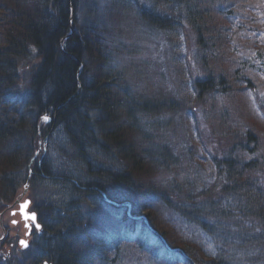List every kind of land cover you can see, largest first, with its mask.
Listing matches in <instances>:
<instances>
[{"label":"trees","instance_id":"obj_1","mask_svg":"<svg viewBox=\"0 0 264 264\" xmlns=\"http://www.w3.org/2000/svg\"><path fill=\"white\" fill-rule=\"evenodd\" d=\"M215 1L153 0L154 4L162 6L163 16L151 12L161 20L156 26L171 31L176 28L174 23L180 26L181 20L189 23L197 46L196 65L203 64L216 77L209 81L196 78L192 83L198 95L196 92L191 98L186 91L176 97L165 94L162 87V97L150 94L149 97H132L124 91L117 74L110 68L108 57H104L103 47L108 41L102 32L91 24L85 28L78 24L80 0H10L15 9H9L0 0L4 32L0 43V111L2 105H6L5 94L15 86L18 60L33 55L39 59L31 87L19 101L20 110L16 114L19 117L10 119L5 115V119H0V171L3 169V175L8 170L13 173L0 182V200L8 208L26 183L35 188L54 180L63 184L73 197L69 209L79 204L82 210L77 211L74 222L71 219L66 225L59 220L61 211L50 200L34 205L43 230L41 236L34 235L32 246L41 254L31 264H41L43 260L50 264H96L93 254L103 255L112 242L121 253L122 246L128 243L127 238L120 236L119 231L118 236L112 237V230L109 231L106 223L101 224L110 219L108 225L113 221L126 230L138 223L126 214L121 217V209L104 202V195L119 205L137 201L134 214L146 213L150 224L173 246L182 248L195 264H264V137L259 135L261 129L246 123L263 118L252 111L255 116L249 113L251 119L243 121L237 111L234 113L231 103L226 102L229 98L235 105L240 91L252 92L264 112V39L259 42L256 36L261 20L254 12L253 1ZM217 3L220 10L215 8ZM70 8L75 9L72 25ZM247 11L254 15H248ZM7 19L13 28L7 24ZM73 30L80 32L68 38ZM234 31L245 32L239 35L245 42H235L232 37H238L239 33ZM248 40H255L257 44L252 43L251 47ZM84 65L89 68L82 69ZM203 84L206 90H216L207 91L213 92L211 95L219 92L222 96L221 102L213 101L212 109L200 103L191 106L192 100L202 98L199 92L202 93ZM228 105L233 108L231 120L239 118L245 122L246 131L235 138L237 142L232 144L228 155L216 160L219 174L211 185L203 180L198 168L194 176L184 171L187 159L198 150L191 156L186 155L173 142L157 141L153 133L141 132L137 122L138 114L146 113L156 122L166 120L168 129L175 126L171 117L180 111L189 124L190 115H196L198 107L214 114L218 108L222 116L230 115ZM46 117L51 119L50 123L44 122ZM57 132H62L65 142L55 150L66 153L63 154L66 157L71 150L77 171L72 168L66 172L69 175L59 173L51 150L43 159L44 171L39 164L30 169L34 150L40 152L43 148L32 146L33 137L39 134L41 142ZM212 134L216 140L218 135L213 131ZM237 134L238 131H231L234 137ZM28 172L32 173L31 177ZM151 201L156 203L151 204ZM97 206L100 213L92 215ZM160 208L169 214L166 221ZM66 213L69 217L67 208ZM171 217L198 227L212 241V248L207 250L196 243L191 245L174 238L166 224ZM77 236L80 237L76 239ZM136 244L142 247L138 241ZM5 261L10 264L9 260Z\"/></svg>","mask_w":264,"mask_h":264},{"label":"rangeland","instance_id":"obj_2","mask_svg":"<svg viewBox=\"0 0 264 264\" xmlns=\"http://www.w3.org/2000/svg\"><path fill=\"white\" fill-rule=\"evenodd\" d=\"M1 1H3L9 9H15V5L12 4L10 0ZM212 1L213 3L216 2L215 0ZM80 2L81 12L78 13L77 17L78 24L82 26L81 28H85L84 26L91 24L96 31L102 32V35H104V38L108 41V45L105 46L106 50L105 47H103V51L106 53L104 54V57H108L112 72L117 74V80L121 82L122 88L124 91L126 90L132 94V97H147L148 94L162 97L164 93L160 89L162 87L163 90L166 91L165 94H172L173 97H176L178 93L184 94L186 91L189 92V95L193 98L197 91L195 87H193L194 83L192 82L196 78L199 80L206 78L207 81L211 78L213 80L216 79V77H213V73L205 68L203 64L196 65L195 55L197 46L195 38L189 30V23L187 24L183 20H181L182 26L174 23L176 28L171 29V31L156 26L161 23V20L156 15L151 14V12L163 16L162 6L158 3L154 4L153 0H80ZM220 2H222V0H220ZM260 2L261 8L264 9V0H260ZM140 5L144 6L146 9L142 10ZM215 8L217 10L221 9L218 3ZM71 11L70 25L73 24L72 22L75 18V9ZM247 14L250 16L254 15L252 11H247ZM225 20L229 24V21L227 19ZM10 23V19H7V24L12 27ZM7 24L4 20L5 27H7ZM155 27H157L158 30L155 29ZM1 28L2 23L0 22V30ZM250 30L252 31V29ZM76 31L78 33L80 32L79 30H73L68 38H71ZM238 31L233 32L239 33L237 34L238 37L233 35L232 38L238 43L245 42L243 40L246 39L239 36L244 35L245 32L241 33ZM2 34H4V32L1 30L0 43L3 41ZM225 35L227 38L230 33ZM260 40L261 39H259V42ZM248 41L251 47H253L252 43L257 44L255 40H252L253 42H250V40ZM227 43L229 44V42ZM248 52H250V50H248ZM38 63L39 59L36 55L18 60L15 70V86L8 89V95L5 94L3 102L6 105H2L1 107L0 119H5V115H8L9 118L12 119L17 113H19L21 104L19 101L21 100V97L28 93L29 88L31 87L33 72ZM86 67L89 68V66L84 65L82 69ZM179 77L181 79L180 81L178 80ZM206 88L207 86L204 85L203 89H200L202 93L199 92V94L202 98H200L199 101L192 100L191 106L200 103L203 106L207 105L208 108L212 109L211 106L213 101H222V96L219 92L211 95L213 92L208 93L207 91L216 92V90H206ZM208 88L214 89L211 86ZM249 95L252 98L253 94L245 93L244 90L240 91L239 96H237L239 101L235 105L229 98L226 99V102L228 104L231 103V106L235 109L234 113L237 111V114L241 116L243 121L251 119V114L255 116L248 103ZM215 99H217V101ZM224 107L230 108V115L220 116L218 108L215 109L216 112L214 114V111L212 113L210 111H204L202 107H198L195 112L196 115H192L193 113L190 115L191 122L189 124L188 122L187 124L185 123L186 116L184 115V112L180 111L178 114L171 117L175 126H169L168 129L165 128L169 124L166 120L162 123L156 122L146 113L138 114L139 118L137 122L141 125V132H148V135L153 133L156 140L158 139L157 141L166 140L167 143L173 142L179 150H184L186 155L191 156L192 153L198 150V152L190 157V160L187 159L188 162L186 163L184 171L194 176L196 169L198 168L197 170L201 171L203 180L211 185L212 183H215L219 174L217 172L219 170L217 169L218 164L216 163V160L218 161L224 154L228 155L232 144L237 142V139L235 140V138L240 135L241 131H246L245 122L242 123L239 118H235L233 121L231 120L233 108L229 105L228 107ZM238 109H240V111ZM261 112L262 115H264V112ZM259 120L257 122L249 120L246 121V123L249 124V127L252 125L261 129L259 135L260 137H264V118L260 121ZM232 130L238 131V134L235 137L234 135H231ZM212 131L214 134L218 135V137L214 136L216 137V140L212 138ZM53 136H51L49 140L47 137L40 142L38 134L36 137H33L32 146L33 144H36V146L39 145L42 148L45 143L53 140ZM232 139L235 141L231 142ZM53 141L55 146L52 145L51 152L53 161L56 163L57 171L59 173H66L70 171V169L77 167L71 150H68V157H66L67 155H63L66 153H62L61 150H55L56 145H61L65 142L62 132H57ZM262 144H264V138L262 139ZM47 145L49 148L51 143H47ZM48 151L49 150L47 149V152H44L43 148L40 152L34 150L35 156L30 162V169L33 165L39 164V166H41L43 159L49 154ZM17 168H14V170ZM40 169H42V171L45 170L44 166H41ZM75 169L77 171V168ZM10 171H13V169H10ZM8 172L9 170L3 175V169L2 172L0 171V182L2 179L13 174H10L11 172H9L10 175H8ZM80 172H82V170H78V173ZM28 174L30 176V172H28ZM25 186L26 185H23L20 187L21 189L19 188L20 191L18 194L26 195L23 193ZM27 198L32 201L33 209L36 203L45 204V201L50 200L52 204H55L54 207L58 211H61L59 220L66 225L69 224V221L74 222L78 217V215H76L77 211L81 210L79 204H77L76 207L69 209L68 206L74 202L72 201L73 197L63 184L54 180H48L46 185L41 183L35 185V188H30ZM88 203H91V200H89ZM135 203L138 205L137 201ZM135 203H124V205L120 206L123 208L120 213L122 212L121 217L127 212L131 219L136 218L135 222L138 223L136 227L129 229L125 228L126 225L124 224V228L126 229L124 230L123 226H117L113 221L111 222L112 227L106 223L109 231L112 230L111 233L108 231L110 235L112 237L118 236L119 231L120 236L127 238V245H123L122 251L119 253L118 245L115 247L116 243L112 242L110 245V248L112 249L106 248L109 250L103 255L94 253L93 256L96 255L94 259L96 264H186L182 259L177 257L172 259L168 256L166 251L167 247L163 242L159 241L158 235L148 232V230L150 231L149 228H151V226L146 213L139 212L136 217L132 214ZM154 203L156 202L151 201V204ZM139 204L141 203L139 202ZM66 208L68 209L69 217L67 216ZM161 208L159 212L166 221L169 218V214H167V210L164 212ZM8 210L9 208L5 207L0 200V212L2 213V218L0 219V264H8L5 261L6 259L10 261V264H31L32 261L41 254L39 250L32 246L35 237H31L32 239H30L31 248H29V245L28 248L23 249L19 245V240L23 237L25 238L27 229L25 224L21 222L14 225L15 219L12 216H9ZM94 210L95 211L91 214L97 216L100 213V206H97V209L94 207ZM65 215L67 219L64 218ZM106 217L109 216H105L104 218ZM144 217L145 219H143ZM49 218H52L51 215ZM171 219L172 220H169L166 224L170 227L171 232H173L172 235L174 238L176 237L184 243H191V245L196 243L200 246H204L207 250L212 248L210 239L205 236L198 227L188 225L187 223L184 224L182 220L180 221L174 217H171ZM50 220L52 221L53 219ZM51 221H49L50 224ZM147 225L150 226L148 229ZM33 235L35 234L33 233ZM79 237L80 236H77L76 239ZM137 241L143 247L139 248L136 245ZM88 250L93 252V249L91 248ZM40 263L50 264L45 260Z\"/></svg>","mask_w":264,"mask_h":264},{"label":"water","instance_id":"obj_3","mask_svg":"<svg viewBox=\"0 0 264 264\" xmlns=\"http://www.w3.org/2000/svg\"><path fill=\"white\" fill-rule=\"evenodd\" d=\"M26 207L27 206H23V209H22V214H23L24 220H33L36 222V215L35 214H28Z\"/></svg>","mask_w":264,"mask_h":264},{"label":"bare ground","instance_id":"obj_4","mask_svg":"<svg viewBox=\"0 0 264 264\" xmlns=\"http://www.w3.org/2000/svg\"><path fill=\"white\" fill-rule=\"evenodd\" d=\"M110 219H105V221L101 224L102 226L107 223Z\"/></svg>","mask_w":264,"mask_h":264},{"label":"snow or ice","instance_id":"obj_5","mask_svg":"<svg viewBox=\"0 0 264 264\" xmlns=\"http://www.w3.org/2000/svg\"><path fill=\"white\" fill-rule=\"evenodd\" d=\"M46 119V118H45Z\"/></svg>","mask_w":264,"mask_h":264}]
</instances>
